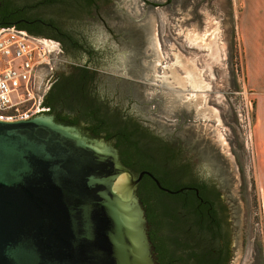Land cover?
<instances>
[{
    "label": "water",
    "instance_id": "obj_1",
    "mask_svg": "<svg viewBox=\"0 0 264 264\" xmlns=\"http://www.w3.org/2000/svg\"><path fill=\"white\" fill-rule=\"evenodd\" d=\"M91 1L97 3L58 0L44 13L54 19L64 16L59 19L65 22V32L89 45L80 28L92 25L90 19L105 21L109 28L111 23L98 11L111 12V17L115 12L112 0ZM6 28L43 41L49 61L39 80L34 114L15 121L0 119V264H158L136 190L142 175L151 174L132 171L110 139L93 135L82 122L63 123L41 112L46 110L41 103L50 80L69 72L78 53L64 54L57 40L15 26L0 31ZM147 42L157 53L153 32ZM89 48L90 55L81 54L80 59L91 66L101 55ZM133 65L137 68L129 72L132 81L152 79L137 60ZM153 146L156 166L169 168L172 177L179 178L178 171L184 169L180 150L168 159L161 141Z\"/></svg>",
    "mask_w": 264,
    "mask_h": 264
},
{
    "label": "rangeland",
    "instance_id": "obj_2",
    "mask_svg": "<svg viewBox=\"0 0 264 264\" xmlns=\"http://www.w3.org/2000/svg\"><path fill=\"white\" fill-rule=\"evenodd\" d=\"M112 2L113 17L111 12L98 11L102 19L111 23L109 28L105 21L94 19H90L92 25L80 28L86 43L101 55L98 63L89 66L95 68L99 94L111 108L121 106L122 111H130L180 150L181 165L186 157L201 174H211L210 161L184 143L195 142L200 147L210 144L217 149L220 165L230 172V191L244 207L247 243L241 262L261 264L250 252V244L254 243L264 256L263 220L257 190L251 186V149L239 121L244 104L252 97L254 101V96L241 93L242 85L234 69L236 64L243 68L239 22L252 26L254 1ZM259 9V14L264 15V7ZM152 32L158 58L146 43ZM134 59L145 68L146 77L152 73V79L145 83L132 81L129 72L136 71ZM189 66L201 72L205 88H194L184 79ZM44 68L39 67L35 73L38 89Z\"/></svg>",
    "mask_w": 264,
    "mask_h": 264
},
{
    "label": "flooded vegetation",
    "instance_id": "obj_3",
    "mask_svg": "<svg viewBox=\"0 0 264 264\" xmlns=\"http://www.w3.org/2000/svg\"><path fill=\"white\" fill-rule=\"evenodd\" d=\"M7 1V7L0 3V27L11 25L28 34L48 39L60 38L58 31L65 32V22L59 19L64 16L54 19L46 17L44 13L57 2ZM88 2L91 6L97 3ZM54 23H59L62 28L59 29ZM49 78L52 79L53 75ZM59 79L61 76L58 74L50 80L46 91L48 101ZM56 115L52 113L55 119ZM82 127L94 135L86 125ZM184 144L195 150L199 157L205 156L210 161L209 169L213 173L201 174L194 163L185 157L182 160L184 169L178 171L179 178L174 179L169 168H162L160 174L144 168L142 170H147L151 176L144 173L141 179L146 176L153 187L140 185L141 179L136 187L149 222V236L156 260L158 264H242L247 243V223L244 207L230 191V172L220 165L217 149L212 145L200 147L190 141ZM250 246V252L258 262L259 250L254 243Z\"/></svg>",
    "mask_w": 264,
    "mask_h": 264
},
{
    "label": "trees",
    "instance_id": "obj_4",
    "mask_svg": "<svg viewBox=\"0 0 264 264\" xmlns=\"http://www.w3.org/2000/svg\"><path fill=\"white\" fill-rule=\"evenodd\" d=\"M47 1L58 2V0ZM167 2L170 4L174 0H167ZM0 3L3 7L8 6L7 0H0ZM55 24L59 29L62 28L59 23ZM58 32L61 37L55 40L61 44L60 47L64 54L76 52L78 55L74 56V63H72L69 72L63 75L59 74L61 79L56 81L49 98L50 101L47 100L46 93L42 97L41 104L46 110L41 112L47 114L55 112L56 118L63 123L82 122L91 129L95 136L110 139L119 150L121 161L129 168H134L137 171L147 168L160 174L163 169L156 166L153 156L155 141L159 140L166 146L163 148L166 149L165 155L168 159H172L171 156L177 154L178 149L164 138L157 137L156 133L144 125L140 119L135 118L130 111L125 109L122 111L119 105V107L111 108L105 98L97 92L95 68H89L90 62H81V54L90 55L91 53L89 45L84 44L72 32ZM76 93H79L81 97H77ZM140 185L153 187L146 176L141 179ZM259 255V261L263 264L264 256L261 251H259Z\"/></svg>",
    "mask_w": 264,
    "mask_h": 264
},
{
    "label": "built area",
    "instance_id": "obj_5",
    "mask_svg": "<svg viewBox=\"0 0 264 264\" xmlns=\"http://www.w3.org/2000/svg\"><path fill=\"white\" fill-rule=\"evenodd\" d=\"M49 54L43 41L27 34L6 28L0 31V119L15 121L27 119L37 107L39 89L35 73L47 65ZM239 80L241 93L252 94L245 88L243 70L240 64L234 68ZM253 98V97H252ZM244 104L240 124L245 131V141L251 148L253 102Z\"/></svg>",
    "mask_w": 264,
    "mask_h": 264
},
{
    "label": "crops",
    "instance_id": "obj_6",
    "mask_svg": "<svg viewBox=\"0 0 264 264\" xmlns=\"http://www.w3.org/2000/svg\"><path fill=\"white\" fill-rule=\"evenodd\" d=\"M253 1L255 16L252 26L254 27L250 26L249 22V27L242 26L240 22L239 26L243 40L241 54L245 88L254 96L251 148L247 144L251 149L249 166L251 186L253 185L258 193L264 236V15L259 14L261 11L259 8L264 7V0Z\"/></svg>",
    "mask_w": 264,
    "mask_h": 264
},
{
    "label": "bare ground",
    "instance_id": "obj_7",
    "mask_svg": "<svg viewBox=\"0 0 264 264\" xmlns=\"http://www.w3.org/2000/svg\"><path fill=\"white\" fill-rule=\"evenodd\" d=\"M190 67L191 66H189V68ZM186 76L187 77L184 79L190 82L191 83L190 85L194 88H205L207 86V83H205L204 80L202 79L201 72L197 68L194 67L190 68V71H188Z\"/></svg>",
    "mask_w": 264,
    "mask_h": 264
}]
</instances>
